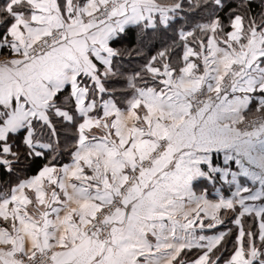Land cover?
Segmentation results:
<instances>
[{"label": "snow or ice", "instance_id": "snow-or-ice-1", "mask_svg": "<svg viewBox=\"0 0 264 264\" xmlns=\"http://www.w3.org/2000/svg\"><path fill=\"white\" fill-rule=\"evenodd\" d=\"M0 264H264V0H0Z\"/></svg>", "mask_w": 264, "mask_h": 264}, {"label": "rangeland", "instance_id": "rangeland-1", "mask_svg": "<svg viewBox=\"0 0 264 264\" xmlns=\"http://www.w3.org/2000/svg\"><path fill=\"white\" fill-rule=\"evenodd\" d=\"M68 161H69V159L67 161H63V162H68ZM217 187H221V185L218 184ZM221 192L223 195H231V192L228 190L227 185H224L223 187H221ZM230 218H231V214L229 213L228 217L225 218V221H226L225 224L220 226V230H226L227 228H232V227L235 228V226L230 222ZM233 231L236 233V228H235V230L233 229ZM212 234H214V233H209V235H212ZM234 240H235V234H234V236H232L230 238V241H231L230 245H229L230 247L227 248L228 253L227 254H226V252L224 253L225 257H227L230 254L232 247H233Z\"/></svg>", "mask_w": 264, "mask_h": 264}, {"label": "trees", "instance_id": "trees-1", "mask_svg": "<svg viewBox=\"0 0 264 264\" xmlns=\"http://www.w3.org/2000/svg\"><path fill=\"white\" fill-rule=\"evenodd\" d=\"M129 46H132V45H129ZM124 66H125V68L126 69H130V68H133V67H137L138 66V61L137 60H132V62L131 63H129L128 61H127V59L125 60V64H124ZM69 158H68V156H64V158H63V161H67ZM62 161V162H63ZM214 194V193H213ZM235 230V228L234 227H232V230ZM234 234H235V232L233 231L232 232V235L229 237V239H228V243H227V248L228 247H230L229 245H230V238L232 237V236H234ZM232 240V239H231ZM228 250V249H227ZM228 253V251H226V254Z\"/></svg>", "mask_w": 264, "mask_h": 264}, {"label": "crops", "instance_id": "crops-1", "mask_svg": "<svg viewBox=\"0 0 264 264\" xmlns=\"http://www.w3.org/2000/svg\"><path fill=\"white\" fill-rule=\"evenodd\" d=\"M69 162V161H68ZM224 196H230V195H224ZM215 232V230H212V231H209L207 234H209V233H214Z\"/></svg>", "mask_w": 264, "mask_h": 264}]
</instances>
